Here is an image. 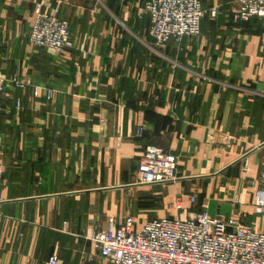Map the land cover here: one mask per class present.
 <instances>
[{"label":"crops","instance_id":"1","mask_svg":"<svg viewBox=\"0 0 264 264\" xmlns=\"http://www.w3.org/2000/svg\"><path fill=\"white\" fill-rule=\"evenodd\" d=\"M146 1L0 0V74L54 89L50 100L29 85L0 93V264L52 255L113 264L88 239L108 217L119 225L131 215L140 228L202 209L239 212L264 231L253 204L264 165V17L234 21L232 0H201L218 12L205 14L200 35L156 45ZM38 2L68 20L65 53L30 44ZM149 144L176 156V179L134 183Z\"/></svg>","mask_w":264,"mask_h":264},{"label":"built area","instance_id":"2","mask_svg":"<svg viewBox=\"0 0 264 264\" xmlns=\"http://www.w3.org/2000/svg\"><path fill=\"white\" fill-rule=\"evenodd\" d=\"M234 21H247L264 17V0H232ZM149 13L148 34L156 45H165L169 39L179 43L184 37L200 35L201 20L206 11L210 16L218 12L217 6L208 10L201 0H147ZM33 47H45L59 54L73 47L67 19L35 3L28 31ZM11 84L16 88L31 86L32 94L50 100L54 89L28 83L17 74H0V93ZM15 105L19 106L17 99ZM143 128L136 131L142 136ZM176 156L162 147H145L135 170L136 184L168 183L176 179ZM3 169L0 162V178ZM253 194V204L264 209V165ZM191 202L195 201L190 196ZM237 197L233 201L237 202ZM242 214L233 212L228 217L210 216L205 209L190 217H160L148 220L140 228L133 226V217L127 215L118 225L108 217L105 229L93 231L88 239L100 255L113 264H264V231L240 221ZM43 264H61L57 255Z\"/></svg>","mask_w":264,"mask_h":264},{"label":"trees","instance_id":"3","mask_svg":"<svg viewBox=\"0 0 264 264\" xmlns=\"http://www.w3.org/2000/svg\"><path fill=\"white\" fill-rule=\"evenodd\" d=\"M208 12V14H209V10L208 11H206V13ZM205 13V14H206ZM205 16V15H204ZM252 19H254V18H252ZM252 19H249V20H247V21H241V22H243V23H245V22H248V21H250V20H252ZM202 21V20H201Z\"/></svg>","mask_w":264,"mask_h":264}]
</instances>
